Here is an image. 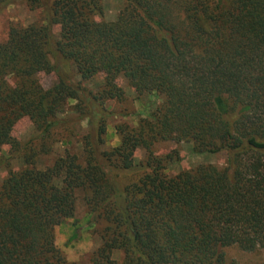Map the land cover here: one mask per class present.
Wrapping results in <instances>:
<instances>
[{"label":"trees","instance_id":"obj_1","mask_svg":"<svg viewBox=\"0 0 264 264\" xmlns=\"http://www.w3.org/2000/svg\"><path fill=\"white\" fill-rule=\"evenodd\" d=\"M121 1L107 22L102 0H0V14L23 4L42 15L0 42V148L23 162L0 183V264H77L55 232L73 222L79 201L80 230L99 241L89 264L264 256V0ZM41 74L55 83L44 88ZM97 76L98 89L86 87ZM117 79L160 103L134 126L115 125L119 144L106 148L108 105L124 101ZM23 118L35 133L24 144L12 138ZM168 142L225 153L226 166L171 176L177 151L154 153ZM138 149L144 158L135 164Z\"/></svg>","mask_w":264,"mask_h":264},{"label":"rangeland","instance_id":"obj_2","mask_svg":"<svg viewBox=\"0 0 264 264\" xmlns=\"http://www.w3.org/2000/svg\"><path fill=\"white\" fill-rule=\"evenodd\" d=\"M123 2L121 0H102V19L111 22L114 21L118 13L122 10ZM98 19V18H97ZM42 20L40 11L30 10L26 5L19 4L8 7L0 14V42L4 41L10 27H27L32 24H38ZM58 28L54 29L55 36H58ZM41 85L44 88L50 87L55 83V77L51 75L41 74L39 76ZM102 77L97 76L93 80L86 83V87L96 91L102 84ZM117 86L124 92V101L121 103L109 104L111 111L115 114V118L111 119L107 129L106 135V148L116 147L119 144L118 137L114 133V126L117 124L126 123L130 126L136 125L138 113H141L145 108L150 112L154 111L156 106L160 103L159 100L151 104L147 97L138 98L134 91L127 86L122 79H117ZM151 104V105H150ZM144 112V113H145ZM71 119H74L72 116ZM71 130L75 133H80L81 128L79 124L69 122ZM35 137L33 126L27 118H23L15 125L12 138L22 144L27 143ZM76 139L73 140V147L77 149ZM55 155L63 150L61 143L54 144L53 146ZM172 151H177L179 161H172L167 167V173L171 176L176 175L181 171L191 170L198 166H211L216 170H221L226 166L227 155L225 153L218 154H196L193 152L191 143L183 142L175 144L174 142L158 144L154 148L155 155L165 156ZM51 157L42 158L38 163V169H43L52 162ZM144 158L142 149H138L134 154L135 164L140 163ZM23 167L22 160L17 155H11L8 146L0 148V183L7 177L9 171L17 172ZM86 210L83 204L79 201L75 212V217L71 223V231L62 229L57 233L56 242L58 248L63 252L68 261L77 264H89V254L98 246L99 241L97 238L92 237L89 232L82 231L80 228L83 226V221L86 217ZM79 230V231H78ZM76 237L72 239V235ZM230 257L235 259L238 264H264V256L260 252L251 254L240 253L237 251H230Z\"/></svg>","mask_w":264,"mask_h":264},{"label":"crops","instance_id":"obj_3","mask_svg":"<svg viewBox=\"0 0 264 264\" xmlns=\"http://www.w3.org/2000/svg\"><path fill=\"white\" fill-rule=\"evenodd\" d=\"M71 223H72V221H69V222H67L66 224H64V225H62V226H60V227H58L57 229H56V232H55V239H57V233H59V232H61L62 231V229H65V230H68V232H70L71 231ZM56 245L58 246V244H57V242H56Z\"/></svg>","mask_w":264,"mask_h":264}]
</instances>
